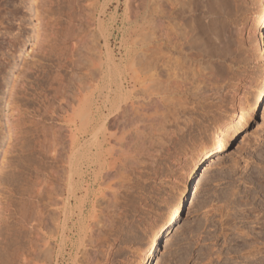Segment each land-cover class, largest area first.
Returning a JSON list of instances; mask_svg holds the SVG:
<instances>
[{
    "label": "rangeland",
    "instance_id": "374dc122",
    "mask_svg": "<svg viewBox=\"0 0 264 264\" xmlns=\"http://www.w3.org/2000/svg\"><path fill=\"white\" fill-rule=\"evenodd\" d=\"M263 1L231 0L232 4L230 3L229 8L224 9L225 12L220 9V12L224 14L219 12L220 14L215 19L218 23L214 22L212 30L213 27L217 29L218 24L222 28V22L227 24L220 32L224 40L221 41L223 43H220L222 48L217 45L218 51L221 49L222 54L219 56V51V54L216 53V58L215 56L210 58V61L213 60L212 64L216 65L215 69L211 70L212 74L214 72L213 76L211 74L207 76L208 78L206 77L207 79H196L195 81H199V83H189L192 86L188 84L189 90L182 89L184 93L178 91L179 93L169 94L170 96L164 98V96L157 95L159 93H157V86L156 89L154 86L153 88L150 80L143 77L141 72L137 73L138 76L124 66L129 64L133 57L135 59V55L137 60L140 59L137 56H140L138 53H141L142 48L139 45L141 40L138 42V38H142L140 33L142 34L145 30L149 18L147 16L156 0H0V264H22L24 262L26 264L28 262V264H141L145 246L152 232L161 223L164 210L179 191L183 184V178L190 170L191 160L197 154L198 141L216 124L219 125L229 120L244 102L249 103L264 78V27L259 31L256 20L262 9ZM204 19L206 20V18ZM67 30L70 31L64 33ZM71 30L74 32V36ZM76 30H78V35L75 33ZM69 32L72 34V38H69L70 34V36L66 35ZM65 35L68 36L64 38L66 40H61ZM44 38L46 41L44 50L40 49L39 51L38 46ZM74 39H78L80 42ZM71 43H75V48L79 47L78 50H82L77 54L82 57V63ZM51 46H53L52 49ZM54 46L56 47L54 48ZM68 46L71 48V53L67 50ZM224 46L227 49L226 47L223 49ZM59 48H63L64 53L68 51L69 56L74 54L70 56L71 60H67L68 63L62 58V54L60 56ZM83 48L87 52L92 51L93 55H97L94 57L91 53L86 55ZM59 51L61 50L59 49ZM83 52L84 54H81ZM74 57L80 58V67L77 65L78 60H72ZM87 60L92 63L88 65ZM64 64H66L65 69L67 64L73 68L68 66L69 68L65 72L63 67H59V65L65 66ZM74 64L80 69H77ZM74 68L75 74L71 72ZM41 69L45 71L49 69L47 72L50 73L65 72L64 74H67L65 84L68 88L72 84L69 82L73 74L75 77L80 72L81 77L84 76L82 79L87 87L84 83L82 84L84 92L80 89L81 94H78L77 90H73L75 94L72 96L76 103L67 107L64 113H61L63 109H61V101H59L62 95L55 98L48 88V82L42 85L37 81L38 73L44 74ZM92 69L96 71L92 73ZM125 69L126 71H123ZM21 70L23 72L26 70L25 73L30 75L27 76L28 79H24L25 83L28 81L25 84L28 88V90L26 89L27 93L24 85L20 83V78L23 77ZM119 71H122L123 74L121 75ZM87 72L88 74H86ZM80 73L78 74L80 75ZM94 73L97 76L96 78L94 76L93 81ZM66 78L69 79V82ZM202 80L206 85L202 84ZM17 81H19V85ZM195 83L202 86L196 84L195 89ZM66 86L65 88H67ZM151 87L153 89H150ZM35 91H39L38 93L41 94L39 95ZM44 93L50 95L51 101H43ZM94 93L112 94V96L134 94L133 98L125 99L126 102L118 100L116 108L119 102L122 103L120 104L122 107L115 110L116 113H112L116 114L118 118H115L116 115L109 118V123L100 137V144L103 146L99 145L98 147L92 146L91 139L98 126L100 127L103 118L98 121L92 116V112V114H88L89 116H82L83 119L74 113L79 104H82L80 106L85 112L89 111L87 104L90 99L92 100ZM136 94L137 97H135ZM140 101L143 103L142 106ZM152 103L153 105L149 109V104ZM133 104L136 106H132ZM44 105L46 107L49 105L50 109L47 107L45 110ZM147 105L148 107H146ZM129 106L131 107L129 108ZM58 107L61 110H58ZM136 107H139L138 110ZM128 108L131 110L129 111ZM142 108L147 109L144 111ZM154 109L158 112H155ZM52 110H56L57 113ZM134 110L138 112H134ZM140 110H143V113ZM132 111L133 114H131ZM52 112L53 114H51ZM134 113H138L136 114L139 115L138 118L143 117L144 114L147 118H141L143 121L140 122V119L134 120L129 117L130 115H127L131 114L133 118H136ZM112 114L106 118L111 117ZM53 115H59V118ZM120 116H125L126 120ZM119 117L120 120H116ZM152 117L153 119H151ZM110 119H112V123ZM113 120L123 127L119 128ZM127 120H130V123ZM132 120L135 122H131ZM125 121L130 125L126 126L124 123L125 127L123 125ZM136 121L139 122L138 131L135 128ZM112 125L115 127L112 128ZM143 126L144 128H142ZM40 128L42 129L40 130ZM46 128L47 131L42 132ZM136 133H141L140 136L143 139L138 137L139 134L135 137ZM45 134L53 136L48 137L49 140L56 134L54 140L51 139V141H55V139L57 141L51 143L53 145L56 143L55 145L61 147L63 145L61 148L63 150L60 147L58 150L55 145L53 146L58 150L57 153H60L58 155H62V159L67 158L63 162L60 157V162L56 163L60 171L63 168L69 169L71 164L69 161L75 160L74 152L79 147L81 148L79 156L77 155L79 160L77 167L80 169L78 176L76 175V183L80 188L77 191L78 194L72 195L71 198V194L66 191L69 189V170H67L65 182L60 180L54 182L56 186L59 184V188L62 184L60 189L63 194L59 195V188L56 187L58 190L54 189V196L57 198L56 206L50 204L48 192L41 193L46 196L39 194L38 199L34 195L35 193H31L34 191L35 170L33 171V166L39 162L38 156L41 155L38 153L40 149L38 144L41 139L43 140ZM126 135H130V137ZM36 136H38L37 139ZM131 136L133 140L129 139ZM127 141L130 143L128 144ZM138 142L143 145L140 144L136 147ZM117 143L124 145L120 147V144ZM219 143L222 146L220 149L210 152L206 158L199 161L188 198L186 197L183 201L180 215L160 235L155 254L151 259L153 261L150 260L151 264H264V245L261 252H257L253 248V237L263 235L259 232L261 225H257L255 218L260 217V222H264V219L261 218L264 212L262 210L264 197V100L243 127L235 133L228 132L219 140ZM64 145L68 146H65L68 148L67 151H65ZM32 147L35 149V154L34 151H31ZM115 151H118V156ZM83 154L86 156L84 157ZM100 154L101 156H99ZM47 157V159L45 158L46 162L51 163L52 159ZM99 165L100 169H98ZM102 167H104V171H102ZM48 168L50 170V166ZM117 168L119 169L117 170ZM49 170H45V172ZM57 181L59 182L57 183ZM31 189L33 191H30ZM42 197L46 199L44 200ZM34 198L36 201L38 200L37 203L41 202L38 205L35 203L37 208L39 205L41 206L38 210L45 209L41 212L44 213L43 216L40 214L42 221L39 223L38 231L31 227L34 216H39L40 213L35 215L37 208H34L36 206H33V203L30 204L32 200L35 201ZM63 203L68 205H63ZM254 206L257 207L256 211L253 209ZM249 208L254 211L251 213L252 215H249L251 218L248 216L250 211L247 212ZM51 210L53 211L52 215L54 217L57 215L58 218H52V215L49 214ZM54 210L58 213L53 214ZM22 212H27L29 217L26 215L24 216L26 218H22ZM252 221H255L256 224ZM52 222L56 224H54L55 226L52 224L50 227ZM61 225L62 227H60ZM53 226L57 231L54 234ZM49 228H52V231ZM60 229H64L65 233ZM36 234L40 235L41 239L38 238V240ZM50 244L54 248L50 249ZM251 250L254 253L250 252ZM32 251L35 256L32 255ZM37 252L41 253L38 255ZM20 254H24V257L31 261L27 259L22 262L19 258Z\"/></svg>",
    "mask_w": 264,
    "mask_h": 264
},
{
    "label": "bare ground",
    "instance_id": "6f19581e",
    "mask_svg": "<svg viewBox=\"0 0 264 264\" xmlns=\"http://www.w3.org/2000/svg\"><path fill=\"white\" fill-rule=\"evenodd\" d=\"M238 1V0H237ZM264 2V1H263ZM231 0H156V2L154 3V5H152L151 6V9L152 10H150V12H149V14H148V16L147 17H149L148 19H147V24H146V26H145V30H144V32L141 34L140 33V35H142V38H140L139 37V35H138V42H139V40H141L140 41V46H141V48H142V51H141V53H138V54H140V56H137V57H140V59L138 58V60L136 59V55H135V59H134V57H133V60L129 63V61H128V63L129 64H123L127 69H131L132 70V73L133 74H137V73H142L143 74V77H146L147 78V80H150V82L152 83V87L154 86L155 87V89H156V86H157V95L159 96V97H163L164 96V98L166 97V96H170L169 94H176V92H178V91H182V89H185L186 88V90H189V83H194V82H198L199 83V81H195L196 79H203V78H206L207 76H209V75H211L212 74V72H211V70L213 69H215V66H214V64H212V62H213V60L212 61H210V58L211 57H214L215 56V58H216V55L217 54H219L218 52L221 50H219L218 51V48L221 46V44L220 43H223V42H221V41H224L223 39H222V34L220 33L221 32V30H222V28H223V26L224 25H226L227 23L225 22L224 24H223V22L221 23V25H223L222 26V28L220 27V25L218 24V26H217V29H215V27H213L214 29L212 30V26H214L213 24H214V22L216 21L217 22V20H215L216 19V16H218V14H220L221 12V10L223 9H226V8H229L228 6H230L231 4ZM237 4V3H236ZM151 5V4H150ZM223 7V8H222ZM232 7V6H231ZM230 7V8H231ZM233 8V7H232ZM262 9H261V11H260V13H259V15L257 16V24L259 25V31H261V28H263L264 27V3H263V5H262V7H261ZM221 9V10H220ZM222 10V11H223ZM230 10V9H229ZM226 10H224V12H225ZM231 11V10H230ZM238 11V10H237ZM220 12V13H219ZM227 12H228V10H227ZM229 14H230V12H228ZM221 14H224V13H221ZM227 14V13H226ZM232 14V13H231ZM223 16H225V15H223ZM222 16V17H223ZM227 16V15H226ZM229 16V15H228ZM231 16V15H230ZM146 17V18H147ZM221 17V16H220ZM219 17V18H220ZM204 18H206V20L204 19ZM228 18V17H227ZM226 18V19H227ZM223 19H224V17H223ZM146 20V19H145ZM218 21H220V20H218ZM146 22V21H145ZM218 23V22H217ZM216 23V24H217ZM145 24V23H144ZM216 24H215V26H216ZM230 26V25H229ZM224 27H226V26H224ZM74 28V27H73ZM220 28V29H219ZM225 30H226V28H224ZM223 29V31H225ZM229 29V28H228ZM74 30V29H73ZM219 30V31H218ZM68 31H70V30H67V31H64V33L65 32H68ZM78 30H76L75 31V33L77 34L78 32H77ZM222 31V33H223V35H225L224 34V32ZM71 32H72V30H71ZM226 32H227V30H226ZM225 32V33H226ZM228 32H229V30H228ZM63 33V34H64ZM81 33V32H80ZM95 33V32H94ZM70 34V32L67 34L66 33V35H69ZM72 34H73V36L75 35L74 34V32H72ZM72 34H70L71 35V37H69V38H72ZM58 35V34H57ZM56 35V36H57ZM65 35V37L63 36L62 38L63 39H61V40H64V38H66V37H68V36H66ZM69 35V36H70ZM78 35V34H77ZM81 35V34H80ZM212 35V36H211ZM92 36V35H91ZM95 36V35H94ZM226 36V35H225ZM59 37V36H58ZM61 37V36H60ZM81 37V36H80ZM93 37V36H92ZM228 37V36H227ZM57 38V37H56ZM68 38V39H69ZM230 38V37H229ZM54 39H55V37H54ZM60 39V38H59ZM80 40L82 39V38H79ZM227 39V38H226ZM42 40V39H41ZM50 40V39H49ZM57 40V39H56ZM55 40V41H56ZM66 40V39H65ZM64 40V41H65ZM74 40H78V39H74ZM93 40V39H92ZM135 40V39H134ZM60 41V40H59ZM79 41V40H78ZM83 41V40H82ZM44 42V44L42 45V43ZM45 38H44V40H42V42H41V44H39V46H38V49H39V51H40V49H41V51H43L44 50V46H45ZM48 42H50V41H48ZM47 42V43H48ZM80 42V41H79ZM79 42H78V45H79ZM87 42V41H86ZM85 42V43H86ZM93 42V41H92ZM92 42H90L91 44H92ZM96 42V41H95ZM55 43V42H54ZM89 43V44H90ZM94 43V42H93ZM137 43V42H136ZM226 43V42H225ZM224 43V44H225ZM51 44V43H50ZM57 44V43H56ZM55 44V45H56ZM72 44V43H71ZM76 44H77V42H76ZM88 44V43H87ZM48 45V44H47ZM70 45V44H69ZM73 46V49H74V51H76V55L77 54H79L80 52L79 51H82L81 49L80 50H78L79 49V47L77 48H75V43L74 44H72ZM81 45V44H80ZM139 45H138V47H139ZM217 45L219 46L218 48H217ZM227 45V44H226ZM229 45V44H228ZM227 45V46H228ZM71 46V45H70ZM77 46V45H76ZM52 47L53 46H51V49H52ZM56 46H54V48H55ZM67 47V46H66ZM69 47V46H68ZM82 47H84V46H82ZM81 47V48H82ZM226 46H224L223 47V49L225 48ZM36 48V47H35ZM48 48V47H47ZM93 48V47H92ZM91 48V49H92ZM140 48V47H139ZM220 48H222V46L220 47ZM261 48V47H260ZM50 49V48H49ZM59 49L61 50V51H59ZM58 49V52H59V54H60V56H61V54L63 55V59H64V61H66L67 62V60H71L70 59V56L71 55H74L73 53L69 56V53H67L68 51H65L67 54H68V56H67V54L66 53H64V50H62L61 48H59ZM64 49H65V47H64ZM67 49V48H66ZM84 49V48H83ZM222 49V50H223ZM226 49H227V47H226ZM262 49H263V47H262ZM45 50H46V47H45ZM54 51L56 50V49H53ZM67 50H69V52L71 51V48L69 47ZM77 50H78V52H77ZM85 51H86V55H88L87 53H89V52H87V50L86 49H84ZM83 50V51H84ZM38 51V52H39ZM57 51V50H56ZM224 51V50H223ZM34 52V51H33ZM35 52H37V51H35ZM45 52V51H44ZM43 52V53H44ZM51 52H53L52 50H51ZM50 52V53H51ZM72 52V51H71ZM70 52V53H71ZM92 52V51H91ZM90 52V53H91ZM222 51H220V54H219V56H221V53ZM227 52V51H226ZM42 53V54H43ZM49 53V54H50ZM75 53V52H74ZM90 53H89V55H90ZM92 53H94V52H92ZM91 53V54H92ZM217 53V54H216ZM53 54V53H52ZM81 54H84V52L83 53H81ZM80 54V55H81ZM93 55V54H92ZM95 55H97V54H94L92 57H94ZM110 55V54H109ZM134 55V54H133ZM36 56V55H35ZM57 56V55H56ZM59 56V55H58ZM79 55H77V57H78ZM82 56V55H81ZM85 56V55H84ZM99 56V55H98ZM97 56V57H98ZM108 56V55H107ZM73 57V56H72ZM80 57V56H79ZM86 57V56H85ZM55 58V57H54ZM69 58V59H68ZM76 57H74V58H72V60L74 59V61L75 60H78V63H77V65L80 67V63H79V59L81 58V63H82V57H80L79 59L78 58H76ZM88 58V57H87ZM87 58H84V59H87ZM219 58V57H218ZM51 59H52V57H51ZM59 59H61V58H59ZM63 59H61V60H63ZM108 59V58H107ZM132 59V58H131ZM130 59V60H131ZM115 60V59H114ZM60 61V60H59ZM73 61V62H74ZM85 61V60H84ZM83 61V63H85L86 64V62H84ZM90 61V60H89ZM104 61V60H103ZM56 62H57V60H56ZM77 62V61H76ZM87 62H88V60H87ZM114 62V61H113ZM127 62V61H126ZM60 64L62 63V62H59ZM68 63V62H67ZM75 63V62H74ZM89 64L88 65H90L92 62H88ZM214 63H215V61H214ZM217 63V62H216ZM52 64V63H51ZM71 64H73L72 62H71ZM114 64H115V62H114ZM63 65V64H62ZM60 66L59 65V67H63L62 69H64V71L67 69V68H69V67H72V66H69V64H67V68L65 69L64 67H66V64H64L65 66ZM75 65V64H74ZM77 65H75V67L77 66ZM84 65V64H83ZM29 66V65H28ZM46 66H48L47 64H46ZM57 66V65H56ZM69 66V67H68ZM100 66V65H99ZM112 66V65H111ZM30 67H32V66H30ZM29 67V68H30ZM59 67H58V69H59ZM85 67V66H84ZM89 67V66H88ZM33 68V67H32ZM46 68V67H45ZM53 68V67H52ZM73 68V67H72ZM77 69H80V68H78V67H76ZM82 68H83V66H82ZM81 68V69H82ZM86 68V67H85ZM26 69V68H25ZM109 69V68H108ZM27 70V69H26ZM25 70V71H26ZM30 70V69H29ZM35 70H37V69H35ZM40 70V69H39ZM42 70V69H41ZM49 70V69H48ZM47 70V71H48ZM51 70V69H50ZM69 70V69H68ZM67 70V71H68ZM74 70H75V68L73 69V71H71V72H74ZM82 70H84V69H82ZM93 71H92V73L93 72H95L96 70L95 69H92ZM22 71V70H21ZM25 71L23 72V73H21L22 74V76L23 77H21L20 78V83L21 84H23L24 85V89L26 90H28V88H26V86H25V84L26 83H28V81L25 83L24 82V79L26 80V78H27V76H28V74H26L25 73ZM28 71V70H27ZM26 71V72H27ZM44 71V74H41V73H38V77L36 78L37 79V81H39L42 85L44 84H47V82H48V85H49V90H51V92L53 93V96H55V98L56 97H59L58 95H62L61 97H62V99L60 100V98H59V101H61V103H60V107H61V109H63V110H61L60 109V107H58V110L60 109L62 112L61 113H64L65 112V109H67V107H69V106H72V104L75 102L76 103V101H75V99L73 98V96H72V94H75L74 93V91L75 90H77V93L78 94H81V91H79L80 89H84V87H83V83H84V81H83V79H84V76L83 77H81L82 75H81V73L80 72H78V73H80V75L77 73L76 75L77 76H73L74 74H75V72H76V70H75V72H74V74L72 75V78H74L73 79V81H72V78H71V80H70V82L68 81L69 79H70V77H69V79L68 78H66L67 79V81L69 82V83H72V84H70L71 86H70V88H68L67 86H66V82H65V77H66V75L67 74H64V73H61L60 71H56V73H50V72H47V71H45V70H42V72ZM52 71H54L53 69H52ZM81 71V70H80ZM86 71V70H85ZM88 71H90L89 69H88ZM111 71V70H110ZM123 71H126V69L125 70H123ZM218 71V70H217ZM99 72V71H98ZM112 72V71H111ZM120 72V74L122 75L123 74V72L122 71H119ZM128 72V71H127ZM126 72V74L128 75V73ZM34 73V72H33ZM68 73V72H67ZM83 73V72H82ZM90 73V75H91V72H89ZM24 74V75H23ZM30 74V73H29ZM35 74V73H34ZM70 74V73H69ZM68 74V75H69ZM86 74H88V72L86 73ZM125 74V75H126ZM213 74H214V72H213ZM213 74H212V76H213ZM81 77H79V76ZM83 75H84V73H83ZM121 75H119V76H121ZM138 75V74H137ZM137 75H136V77H137ZM30 76V75H29ZM28 76V77H29ZM94 76H95V78H96V76L97 75H95V73H94V75H93V81H94ZM109 76V75H108ZM139 76V75H138ZM68 77V76H67ZM89 77V76H88ZM219 77V76H218ZM83 78V79H82ZM208 78V77H207ZM206 78V79H207ZM210 79H211V77H209ZM216 78V77H215ZM28 79V78H27ZM85 79H86V77H85ZM88 79V78H87ZM34 80V79H33ZM50 80H52V82H50ZM90 80V79H89ZM205 80V79H204ZM218 80V79H217ZM15 81V80H14ZM36 81V82H37ZM203 81V80H202ZM202 81H200L201 83H202ZM19 81H17V84L19 85V83H18ZM35 82V83H36ZM88 82V81H87ZM149 82V81H148ZM34 83V82H33ZM68 83V84H69ZM96 83H98V82H96ZM109 83V82H108ZM198 83H195L194 84V87H195V89H196V84L197 85H201V84H198ZM16 84V83H15ZM93 84H95V82H93ZM189 84V85H188ZM203 85H206L205 84V82L203 81V83H202ZM31 85V84H30ZM40 85V84H39ZM84 85H85V83H84ZM16 86V85H15ZM22 86V85H21ZM65 86L68 88H65ZM190 86H192V84L190 85ZM202 86V85H201ZM200 86V87H201ZM23 87V86H22ZM27 87H28V85H27ZM30 87V86H29ZM32 87V86H31ZM34 87V86H33ZM32 87V88H33ZM38 87V86H37ZM46 87V86H45ZM85 87H87L86 85H85ZM92 87V86H91ZM96 87V86H95ZM120 87V86H119ZM150 87V86H149ZM150 88V89H153V88ZM194 87H193V89H194ZM199 87V86H198ZM204 87V86H203ZM202 87V88H203ZM188 88V89H187ZM215 88H217V87H215ZM35 90H36V88H34ZM43 89V88H42ZM83 89H82V91H83ZM87 89V88H86ZM149 89V90H150ZM191 89H192V87H191ZM205 89V88H204ZM27 90H26V93H27ZM38 90V89H37ZM45 90H46V88H45ZM49 90H48V92H49ZM74 90V91H73ZM88 90V89H87ZM94 90H96V89H94ZM142 90V89H141ZM30 89H29V93H30ZM47 91V90H46ZM151 91H153V90H151ZM197 91H199L198 90V88H197ZM21 92V91H20ZM36 92V91H35ZM39 91H37L36 93H38ZM44 92V91H43ZM84 92V91H83ZM93 92V91H92ZM186 92H188V91H186ZM196 92V91H195ZM16 93H18V92H16ZM32 93H33V91H32ZM31 93V94H32ZM50 93V92H49ZM140 93H141V91H140ZM179 93V92H178ZM181 93H184L183 91L181 92ZM192 93H193V91H192ZM39 94V93H38ZM41 94V93H40ZM39 94V95H40ZM47 93H44V97H42V98H44V100L43 101H48V100H50L49 98H51L50 97V95H46ZM143 94V93H142ZM148 94V93H147ZM174 94V95H175ZM197 94V93H196ZM93 95V94H92ZM133 95L134 94H115L114 96H112V94H95L94 93V96L92 97V100L90 99V102L87 104V106L89 107V111H86L85 112V110H83V107H81L80 105H82V104H79V107L76 109V110H74V113L77 115V116H79V117H82V116H85L86 117V115H88V114H92V112H93V114H92V116L95 118V119H97L98 121H99V119L100 118H103L102 119V123H101V125H100V127L98 126V129L93 133V136H92V139H91V144H92V146L94 145V146H99V145H102V144H100V142H101V140H100V137H101V134H103L102 132H103V130L106 128V125H107V123H109V118H113L116 114H112V113H116L115 112V110H119L122 106L120 105V104H122L121 102H119V105H117V108H116V103L118 102V100L120 99L121 101L122 100H127L128 98L130 99V98H133ZM141 95V94H140ZM153 94L151 93V96H152ZM157 95H156V98H157ZM172 95H171V97H172ZM49 96V97H48ZM52 96V95H51ZM91 96V95H90ZM41 97V96H40ZM135 97H137V94H136V96ZM144 97V96H143ZM143 97H141V98H143ZM140 98V97H139ZM145 98H147V97H145ZM144 98V99H145ZM149 98V97H148ZM147 98V99H148ZM151 98V97H150ZM154 98H155V95H154ZM154 98H152V99H154ZM164 98H162V99H164ZM58 99V98H57ZM135 99V98H134ZM146 99V100H147ZM167 99V98H166ZM169 99L171 100V98L169 97ZM168 99V100H169ZM126 100H125V102H126ZM136 100V99H135ZM134 100V101H135ZM156 100V99H155ZM161 100V99H160ZM159 100V101H160ZM174 100V99H173ZM264 100V78L262 79V81H261V83L258 85V88L256 89V91H255V93H254V95L252 96V98L250 99V102L249 103H247V102H244V104L239 108V109H237L236 111H235V113L231 116V118L229 119V120H227V121H225V122H223V123H221V124H219V125H215L209 132H207L205 135H203L202 137H201V139L198 141V143H197V154L195 155V156H193V158H192V160H191V167H190V170L188 171V173H187V175H186V177H184L183 179V184H182V186L180 187V189H179V191L175 194V196L170 200V202H169V204L167 205V207H166V209L164 210V212H163V214H162V221H161V223L155 228V230L152 232V235L150 236V239H149V241H148V243L146 244V246H145V249H144V253H143V256H142V261H141V264H151L150 262L151 261H153V260H151L152 259V257H153V255L155 254V251H156V248H157V245H158V240H159V238L161 237L160 235H162L171 225H172V223H173V221L177 218V216H179L180 215V212H181V209H182V206H183V201L185 200V198L188 196V194L190 193V189H192L191 188V186L193 185V180H194V176H195V172L197 171V166H198V164H199V161L202 159V158H206L207 156H208V154L210 153V152H214V150H216V149H220L222 146H221V144L219 143V140L221 139V138H223L228 132L229 133H235L238 129H240L241 127H243L246 123H247V121L249 120V118L250 117H252V115L254 114V111L256 110V108L262 103V101ZM51 101V100H50ZM55 101H56V99H55ZM130 101V100H129ZM165 101V100H164ZM245 101V100H244ZM52 102H54V100L52 99ZM82 102V101H81ZM124 102V101H123ZM128 102V101H127ZM132 102V101H131ZM141 103V106H142V101H140ZM143 102H145L144 100H143ZM146 102H148V101H146ZM150 102V101H149ZM153 102H154V100H153ZM166 102H167V100H166ZM51 103V102H50ZM58 103V104H59ZM74 103V104H75ZM137 103H138V101H137ZM163 103V102H162ZM218 103V102H217ZM44 104V103H43ZM46 104H48V103H46ZM57 104V103H56ZM124 104V103H123ZM136 104V103H135ZM145 104H147V103H145ZM144 104V105H145ZM52 105V104H51ZM129 105V104H128ZM131 105V104H130ZM150 105V107H149V109L152 107L151 105H153V103L152 104H149ZM163 105V104H162ZM161 105V106H162ZM191 105V104H190ZM55 106V105H54ZM59 106V105H58ZM132 106H134V104L132 105ZM136 106V105H135ZM134 106V107H135ZM156 106V105H155ZM154 106V107H155ZM160 106V105H159ZM159 106H158V108H159ZM165 106V105H164ZM44 107H46V105H44ZM43 107V108H44ZM47 107H49V109H50V106L48 105ZM47 107L45 108V110L47 109ZM131 106H129V108H130ZM139 107H140V105H139ZM139 107H136L137 108V110H138V108ZM146 107H148V105L146 106ZM52 109H54L53 107H51ZM125 108V107H124ZM128 108V109H129ZM171 108V107H170ZM70 109V108H69ZM135 109V108H134ZM143 109V108H142ZM147 109V108H146ZM145 109V110H146ZM157 109V108H156ZM156 109H154V110H156ZM172 109V108H171ZM57 110V109H56ZM56 110H52L53 112H56L57 113V111ZM131 109H129V111H130ZM137 110H134V112H136ZM144 110V109H143ZM143 110H140V112L142 111V113H143ZM144 110V111H145ZM152 110V109H151ZM150 110V111H151ZM38 111V110H37ZM124 111H125V109H124ZM149 111V112H150ZM43 112V111H42ZM42 112L40 113L41 115H42ZM47 112V111H46ZM50 112V111H49ZM53 112L51 113V114H53ZM60 112V111H59ZM67 112V111H66ZM118 112H120V111H118ZM138 112V111H137ZM139 112V113H140ZM155 112H158V110H156ZM154 112V113H155ZM45 113V112H44ZM124 113V112H123ZM127 113V112H126ZM60 114V113H59ZM110 114H112V116L111 117H108V118H106L108 115H110ZM131 114H133V111H132V113ZM131 114H127V115H130L129 117H131L132 119H137L138 117L137 116H139V115H136V114H138V113H134L135 115H136V118L134 117H132L131 116ZM150 114H151V112H150ZM158 114V113H157ZM166 114V113H165ZM36 115V114H35ZM63 115V114H62ZM124 115V114H123ZM142 115V114H141ZM145 115V114H144ZM143 115V117H141L142 119L144 118H147V117H145ZM147 115H148V113H147ZM155 115V114H154ZM37 116V115H36ZM47 116V115H46ZM54 116V115H53ZM58 116V118H59V115H55L54 117H57ZM89 116V115H88ZM117 116V115H116ZM115 116V118H118V116L116 117ZM121 116H122V112H121ZM120 116V117H121ZM157 116V115H156ZM34 117V116H33ZM120 117H119V119H116V120H120ZM125 117V116H124ZM124 117H121V118H123V119H125ZM150 117V116H149ZM158 117V116H157ZM83 118V117H82ZM92 118V117H91ZM114 118V119H115ZM126 118H127V116H126ZM140 117L138 118V119H140V122L141 121H143L142 119H141ZM53 119H55V118H53ZM75 119V118H74ZM84 119V118H83ZM128 119V118H127ZM137 119V120H138ZM148 119H150V118H148ZM147 119V120H148ZM151 119H153V117L151 118ZM155 119V118H154ZM158 119V118H157ZM41 120V119H40ZM101 120V119H100ZM116 120H113L114 122L116 121ZM126 120V119H125ZM131 120V119H130ZM130 120L128 121L129 123H130ZM134 120H132L131 122H133ZM33 121V120H32ZM93 121V120H92ZM95 121V120H94ZM156 121V120H155ZM38 122V121H37ZM110 122L112 123V119H110ZM120 122H122V121H120ZM127 122V124H129ZM135 122V121H134ZM145 122V121H144ZM154 122V121H153ZM47 123V122H46ZM87 123V122H86ZM89 123H90V121H89ZM116 123V122H115ZM124 123H125V125L127 126V124H126V121L125 122H123V125H124ZM136 129H137V125L139 124V122L138 121H136ZM166 123V122H165ZM35 124V123H34ZM39 124V123H38ZM42 124V123H41ZM88 124V123H87ZM86 124V125H87ZM98 124V123H97ZM117 124V123H116ZM121 124V123H120ZM48 125V124H47ZM91 125H92V123H91ZM109 125H111V124H109ZM124 125V126H125ZM130 125V124H129ZM128 125V126H129ZM148 125V124H147ZM41 126H43V125H41ZM70 126V125H69ZM88 126V125H87ZM86 126V128L88 129V127ZM90 126V125H89ZM95 126V125H94ZM113 126V127H112ZM111 127L112 128H114L115 127V125H112ZM117 126H119L118 124H117ZM125 126V127H126ZM135 126V125H134ZM160 126V125H159ZM47 127V126H46ZM50 127H52V126H50ZM91 127V126H90ZM93 127V126H92ZM110 127V128H111ZM123 126L121 125V126H119V128H122ZM141 127V126H140ZM145 127H146V125H145ZM43 128H44V126H43ZM96 128V127H95ZM111 128V129H112ZM118 128V129H119ZM128 128V127H127ZM142 128H144V126L142 127ZM31 129V128H30ZM42 128H40V130H41ZM85 129V128H84ZM39 132H40V130L39 129H37ZM50 130V129H49ZM62 130V129H61ZM79 130V129H78ZM91 130V129H90ZM89 130V131H90ZM131 130V129H130ZM135 130V129H134ZM152 130V129H151ZM35 131V130H34ZM45 131H47V128H46V130H43L42 132H44L45 133ZM51 131V130H50ZM49 131V132H50ZM55 131V130H54ZM60 131V130H59ZM117 131V130H116ZM119 131V130H118ZM117 131V132H118ZM124 131V130H123ZM137 131H138V129H137ZM125 132V131H124ZM129 132V131H128ZM131 132H133V131H131ZM139 132H141V131H139ZM41 133V132H40ZM46 133H48V132H46ZM54 133H56V131L54 132ZM83 133H85V132H83ZM174 133V132H173ZM80 134V133H79ZM82 134V133H81ZM90 134H92V133H90ZM89 134V135H90ZM119 134V133H118ZM131 134V133H130ZM137 134H139V133H136V135H135V137L137 136ZM43 135V134H42ZM48 134H45L44 135V138H43V140L41 139L40 140V143L38 144V148H40L39 149V154H41V155H39L38 153H36V154H38L39 156V162H37V164H35L34 166H33V171L35 170V176H34V181H33V187H34V191L32 190L33 189V187H32V189L30 190V191H33V192H31L32 194H34L35 196H37V199H38V196H39V194L40 195H43V194H41L42 192L44 193V192H48L49 193V195H47V196H49V201H50V204H52V205H55V204H57V198H55L56 196H54V192H55V188L57 187V188H59L58 187V185L56 186L55 185V183L54 182H56V180H60V181H64L65 182V180H67V178H65V177H67L66 176V172H68L67 170H69V174H68V182H69V189L68 190H66L67 191V193H70L71 194V198H72V195H74V194H78L77 193V191H78V189H80V188H78V185H77V183H76V175L78 176V173H79V171H80V169H79V167H77V165H79L78 163V153L81 151V148L79 147L78 149H76V151L74 152L73 151V149H72V151L74 152V159L75 160H73L72 158H70V159H72V160H70L69 161V163H71L70 164V167H69V169H67V170H65L66 168H63V170H61L62 171V173H60L61 171L59 170V167H58V165L56 164L57 162H60L59 160H61L62 159V155L60 156V155H58V154H60V153H57L58 152V150H59V148L58 147H60V149L61 148H63V145H62V147L61 146H58V145H55V147H57V149H55V147H53L54 145H53V143H51V142H56L57 140L55 139V141H51V139L52 140H54V138H55V136H56V134L54 135V138H51L50 140H49V138L48 137H50L49 135L47 136ZM62 135V134H61ZM61 135H60V137H61ZM111 135V134H110ZM120 135V134H119ZM128 135V134H127ZM126 135V136H127ZM141 135V133L138 135V137H141L140 136ZM57 136H59V135H57ZM87 136V135H86ZM132 136H133V134H132ZM131 136V138H129V139H131V140H133L132 138L134 137H132ZM37 137L38 136H36V139H37ZM40 137V136H39ZM51 137H53V136H51ZM84 137V136H83ZM127 137H130V135L129 136H127ZM126 137V138H127ZM23 138V137H22ZM111 138V137H110ZM115 138H117V137H115ZM142 138V137H141ZM85 139V138H84ZM135 139V138H134ZM138 139V138H137ZM143 139V138H142ZM86 140V139H85ZM85 140H83V141H85ZM103 140H105V139H103ZM27 141V140H26ZM37 141V140H36ZM35 141V142H36ZM39 141V140H38ZM87 141V140H86ZM89 142H90V140H88ZM111 141V140H110ZM138 141V140H137ZM61 142V141H60ZM65 142V141H64ZM77 142V141H76ZM103 142V141H102ZM114 142V141H113ZM128 142V141H127ZM126 142V143H127ZM33 143V142H32ZM85 142H83V144H84ZM116 143V142H115ZM124 143V142H123ZM130 142H128V144H129ZM134 143V142H133ZM139 143V144H138ZM138 143H136L137 145H136V147L138 146V145H140V144H142L143 143V141H142V143L141 142H138ZM35 144V143H34ZM33 144V145H34ZM37 144V143H36ZM58 144V143H57ZM61 144V143H60ZM65 144V143H64ZM72 144H73V142H72ZM79 144V143H78ZM77 144V145H78ZM105 144H106V142H105ZM105 144H104V146H105ZM117 144H120V143H117ZM122 144V143H121ZM120 144V147L121 146H123V145H121ZM33 145H31V146H33ZM75 145V144H74ZM84 145H86V144H84ZM88 145V144H87ZM90 145V144H89ZM88 145V146H89ZM108 145V144H107ZM143 145V144H142ZM161 145V144H160ZM21 146V145H20ZM65 146L66 145H64V149H65V151H67V149L68 148H65ZM81 147H82V145H80ZM103 146V145H102ZM134 146V145H133ZM34 147H35V145H34ZM34 147H32V150L31 151H34V154H35V149H34ZM66 147H68V146H66ZM84 147V146H83ZM125 147V146H124ZM140 148H141V146H139ZM143 147V146H142ZM164 147V146H163ZM23 148V147H22ZM21 148V149H22ZM74 148V147H73ZM85 148V147H84ZM87 148V147H86ZM90 148V147H89ZM123 148V147H122ZM126 148V147H125ZM130 148V147H129ZM135 148V147H134ZM161 148V147H160ZM196 148V147H195ZM88 149V148H87ZM94 149H95V147H94ZM99 149H101L102 150V148H99ZM131 149H132V145H131ZM26 150V149H25ZM61 150H63V149H61ZM60 150V151H61ZM88 151H90V150H88ZM91 151H92V148H91ZM97 151V150H96ZM96 151H93L94 153L96 152ZM104 151V150H103ZM102 151V152H103ZM72 152V153H73ZM87 152V151H86ZM85 152V153H86ZM105 152V151H104ZM116 152V151H115ZM118 152V151H117ZM116 152V153H117ZM124 152V151H123ZM122 152V153H123ZM92 153V152H91ZM100 153H101V151H100ZM107 153V152H106ZM131 153V152H130ZM136 153V152H135ZM150 153V152H149ZM33 154V153H32ZM31 154V155H32ZM33 154V155H34ZM65 154V153H64ZM70 154V153H69ZM72 155V154H71ZM78 155V156H77ZM84 155V154H83ZM82 155V156H83ZM96 155H97V153H96ZM107 155V154H106ZM135 155V154H134ZM139 155V154H138ZM37 156V155H36ZM47 156H49L51 159H52V164L49 162V163H47L46 162V160H45V158L47 157ZM64 157L66 156V154L65 155H63ZM82 156H80V157H82ZM86 156V154L84 155V157ZM87 156H89V155H87ZM99 156H101V154L99 155ZM108 156V155H107ZM117 156H118V153H117ZM60 157H61V159H60ZM83 157V158H84ZM90 157V156H89ZM134 157V156H133ZM36 158V157H35ZM48 158V157H47ZM46 158V159H47ZM102 158V157H101ZM107 158V157H106ZM122 158V157H121ZM33 159V158H32ZM67 159V158H66ZM65 159V160H66ZM89 159V158H88ZM90 159H92V157H90ZM125 159V158H124ZM123 159V160H124ZM63 160V162L65 161L64 159H62ZM81 160V159H80ZM96 160V159H95ZM94 160V161H95ZM97 160H98V157H97ZM123 160H121V161H123ZM127 160V159H126ZM37 161V160H36ZM92 161V160H91ZM100 161V160H99ZM107 161V160H106ZM128 161H129V159H128ZM67 162V161H66ZM93 162V161H92ZM131 162V161H130ZM88 163H91V162H88ZM119 163V162H118ZM47 164V165H46ZM48 164H50V165H48ZM61 164H63L62 162H61ZM61 164H60V166H61ZM93 164H94V162H93ZM129 165V164H128ZM48 166H50V170H49V168H48ZM69 166V165H68ZM82 166V165H81ZM100 165H99V168L98 169H100ZM119 167V166H118ZM121 167V166H120ZM48 168V169H47ZM104 167H102V169H103ZM119 168H117V170H118ZM122 169V168H121ZM31 170H32V168H31ZM45 170H49V171H46L45 172ZM123 170V169H122ZM32 171V172H33ZM102 171H104V169L102 170ZM120 171V170H119ZM98 172H99V170H98ZM101 173V172H100ZM109 173V172H108ZM108 173H106V174H108ZM119 173H121V171L119 172ZM83 174V173H82ZM98 174V173H97ZM112 174V173H111ZM81 175V174H80ZM100 175V174H99ZM109 175V174H108ZM115 175V177H116V174H114ZM82 176V175H81ZM110 176V175H109ZM100 177V176H99ZM111 177V176H110ZM65 178V179H64ZM108 178V177H107ZM98 179V178H97ZM77 180H78V178H77ZM111 180V179H110ZM79 181V180H78ZM82 181V180H81ZM59 181H57V183H58ZM95 182V181H94ZM106 182H107V180H106ZM104 183V182H103ZM126 183V182H125ZM101 184V183H100ZM68 185H66L67 187H68ZM125 185V184H124ZM61 186H62V184L60 185V188H61ZM81 186V185H80ZM112 186V185H111ZM99 187V186H98ZM56 188V189H57ZM59 188V195H63L62 194V189H60ZM87 188V187H86ZM102 188V187H101ZM96 189V188H95ZM94 190V189H93ZM57 191V192H58ZM88 191V190H87ZM64 192V191H63ZM97 192V191H96ZM95 193V192H94ZM108 193V192H107ZM106 193V194H107ZM32 194H30V195H32ZM65 194V193H64ZM110 194V193H109ZM45 195V194H44ZM43 195V196H44ZM68 195V194H67ZM33 196V195H32ZM35 196H33V197H35ZM46 196V195H45ZM70 196V195H69ZM68 196V197H69ZM111 196V195H110ZM191 196V195H190ZM41 197V196H40ZM192 197V196H191ZM190 197V198H191ZM36 198V197H35ZM34 198V199H35ZM43 198V197H42ZM66 198H67V196H66ZM65 198V199H66ZM188 198V197H187ZM44 199V198H43ZM46 199V198H45ZM44 199V200H45ZM48 199L46 200V202L48 201ZM101 199V198H100ZM103 199H105V198H103ZM40 200V199H39ZM42 200V199H41ZM67 200V199H66ZM192 200H193V197H192ZM34 200H32V202L30 203V204H34L33 206H36V204L38 205V203H37V201H36V199H35V201L33 202ZM43 201V200H42ZM63 201H65V200H63ZM105 201V200H104ZM67 202V201H66ZM73 202V201H72ZM72 202H71V204H72ZM36 203V204H35ZM41 203V202H40ZM39 203V204H40ZM59 203H61V202H59ZM263 208H262V210L264 211V197H263ZM46 204V203H45ZM65 203H63V205H64ZM67 204V203H66ZM65 204V205H66ZM29 205V204H28ZM51 205V206H52ZM68 205V204H67ZM32 206V207H33ZM56 206V205H55ZM99 206V205H98ZM41 206L39 205V207L38 208H40ZM53 207V206H52ZM64 207V206H63ZM70 207V206H69ZM101 207V206H100ZM25 208V207H24ZM34 208H37V206L36 207H34ZM38 208H37V211L35 212V215H37L39 212V216L37 215V216H34V219H33V217L31 218V219H33V222H32V225H31V227H32V229H34V230H36V231H38L37 229H38V227L40 226L39 225V223H40V221H42V220H40V218H42V216H43V214L44 213H41V212H43L42 210L44 209H42L41 211H40V209L38 210ZM56 208V207H55ZM65 208V207H64ZM63 208V209H64ZM252 208V207H251ZM33 209V208H32ZM31 209V210H32ZM52 209V208H51ZM62 209V208H61ZM66 209V208H65ZM93 209V208H92ZM250 209V208H249ZM247 210V212H249L248 213V216L252 213V212H254V211H252L251 209L250 210ZM255 211L257 210V207H255L254 206V208H253ZM26 210H29V209H26ZM45 210V209H44ZM259 210V209H258ZM23 211V210H22ZM25 211V210H24ZM55 211V210H54ZM60 211V210H59ZM71 211V210H70ZM51 213H49V214H51L52 215V210L50 211ZM56 212L57 211H55V213H53V214H56ZM27 213V212H26ZM26 213H24V212H22V218H26V217H24V216H26L27 214ZM28 213H31V212H28ZM33 213V212H32ZM58 213V212H57ZM40 214H42V216L40 215ZM64 214V213H63ZM67 214V213H66ZM258 214V213H257ZM59 215V214H58ZM246 216H247V213L245 214ZM252 215V214H251ZM253 215H254V213H253ZM255 215H256V213H255ZM261 215V213L259 214V216ZM57 216V215H56ZM55 216V217H56ZM257 216V215H256ZM255 216V217H256ZM27 217H29L28 215H27ZM48 217H51L50 215H48ZM54 216L52 215V218H53ZM54 217V218H55ZM60 217V216H59ZM254 217V218H255ZM21 218V219H22ZM56 218H58V217H56ZM61 218V217H60ZM103 218V217H102ZM249 218H251L250 216H249ZM249 218L247 217V219L249 220ZM261 218H263L264 219V212H263V217H261ZM49 220H52L51 218H48ZM63 219V218H62ZM255 219H257L256 220V223H257V225H261L260 226V230H259V232L260 233H262L263 235H256V237L254 238L253 237V244H254V247L253 248H255L254 250L255 251H257V252H261V250L263 249V245H264V232H263V230H264V222L262 223V222H260V217H257V218H255ZM25 220V219H24ZM30 220V219H29ZM47 220V219H46ZM66 221H67V219H65ZM103 220V219H102ZM254 220V219H253ZM31 221V220H30ZM24 222V221H23ZM47 222H48V220H47ZM252 222H254L255 223V221H252ZM94 223V222H93ZM93 223H91L92 225H93ZM255 223V224H256ZM261 223V224H260ZM52 224H53V222L51 223V225H50V227L52 226ZM54 224H56V223H54ZM53 224V225H54ZM96 225V224H95ZM48 226V225H47ZM55 226V225H54ZM53 226V227H54ZM256 226V225H255ZM60 227H62V225L60 226ZM55 228V229H54ZM53 228V230H54V232H53V234L54 233H56L57 231H56V227H54ZM50 229V228H49ZM52 229V228H51ZM50 229V230H51ZM92 229V228H91ZM253 229V228H252ZM255 229H257V228H255ZM48 230V229H47ZM49 230V231H50ZM60 230H62V229H60ZM52 231V230H51ZM62 232L63 233H65V231H64V229L62 230ZM258 232V233H259ZM38 233V232H37ZM259 233V234H260ZM39 234V233H38ZM38 234H36V238L38 239V238H40V235H38ZM64 236V235H63ZM62 236V237H63ZM52 237V236H51ZM50 238V237H49ZM59 238V237H58ZM41 239V238H40ZM63 239V238H62ZM39 240V239H38ZM94 241V240H93ZM55 242V241H54ZM37 244V243H36ZM53 244V243H52ZM62 244V243H61ZM39 245V244H38ZM38 245H36L37 247H38ZM35 246V245H34ZM58 246V245H57ZM36 247V248H37ZM53 247V246H52ZM51 247V244H50V249L52 248ZM54 248V247H53ZM251 248H252V246H251ZM38 249V248H37ZM36 249V250H37ZM48 249V248H47ZM29 250V249H28ZM35 250V251H36ZM47 251V250H46ZM29 252V251H28ZM48 252V251H47ZM250 252H252V250L250 251ZM256 252V253H257ZM30 253V252H29ZM32 253H33V251H32ZM38 253V252H37ZM39 253H41V252H39ZM39 253H38V255H39ZM50 253H52L51 251H50ZM252 253H254V251L252 252ZM26 254V253H25ZM36 254V253H35ZM44 254H45V252H44ZM48 254H49V252H48ZM47 254V255H48ZM32 255H34V253L32 254ZM25 255L24 254H20V256H19V258H20V260L22 261V262H24V261H27V257H24ZM35 256V255H34ZM51 256H53V255H51ZM31 261V259H28V261ZM151 260V261H150ZM21 262V263H22ZM29 263V262H28ZM27 263V264H28ZM22 264H26L25 262L24 263H22Z\"/></svg>",
    "mask_w": 264,
    "mask_h": 264
}]
</instances>
